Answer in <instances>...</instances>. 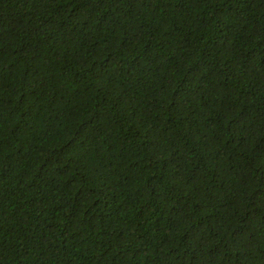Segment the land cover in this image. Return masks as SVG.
Returning a JSON list of instances; mask_svg holds the SVG:
<instances>
[{
	"label": "trees",
	"instance_id": "obj_1",
	"mask_svg": "<svg viewBox=\"0 0 264 264\" xmlns=\"http://www.w3.org/2000/svg\"><path fill=\"white\" fill-rule=\"evenodd\" d=\"M0 264H264V0H0Z\"/></svg>",
	"mask_w": 264,
	"mask_h": 264
}]
</instances>
